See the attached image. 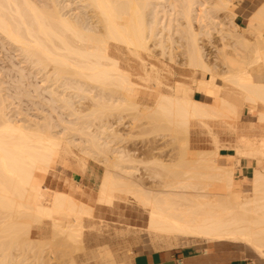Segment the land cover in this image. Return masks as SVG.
I'll list each match as a JSON object with an SVG mask.
<instances>
[{
    "label": "bare ground",
    "instance_id": "bare-ground-1",
    "mask_svg": "<svg viewBox=\"0 0 264 264\" xmlns=\"http://www.w3.org/2000/svg\"><path fill=\"white\" fill-rule=\"evenodd\" d=\"M213 9L233 17L240 42L237 45H241L225 52L228 69L223 74L216 73L207 62L195 26L198 21L202 32L210 34L213 28L222 31L224 21ZM237 15L234 0H48L44 6L33 0H0L2 39L8 40L40 71L51 72L50 67L53 68L49 76L54 75L55 80L44 77L42 81L47 84L36 87L37 91L43 88L48 93L50 106L72 110L74 92L87 91L96 93L106 108L118 101L117 91L121 102L134 107L144 105L146 113L182 131L188 151L183 161L153 156L155 166L167 175L162 179L165 173L150 164L156 171L149 170L153 181L148 184L144 176L137 174V159L130 151L111 148L115 124L106 121L100 130L82 135L84 144L92 145L81 148L84 156H105L101 159L105 168L97 190L86 192V201L80 200L74 195V188L80 187L71 178H67L62 190L46 184L51 171L60 167L59 159L66 157L65 140L49 121L42 125L16 120L0 85V264H23L13 251L41 248L42 241L50 238L46 237L48 224L54 233L65 236V241L82 243L85 220L91 218L95 206L113 205L121 194L132 195L147 208L146 229L156 242L161 240L172 247L182 239L183 243L193 244L229 241L250 248L264 259V133L245 134L238 140V148L250 150L247 155L255 159L250 178L236 176L233 152L198 150L193 155L188 147L195 119L237 117L238 104L223 96L219 78L246 93V101L258 115V123L249 122L250 127L264 124V82L251 71L255 65L264 64V2L245 16V27L234 20ZM176 32L184 33L188 39L190 66L214 75L212 79H200L196 89L214 95L216 105L191 97L188 83L177 81L173 93L159 89L164 83L155 73L156 60L150 79L158 83L155 89L148 85L150 82L142 85L135 81L137 72L123 69L114 56V49L119 48L127 51L131 60L135 49L150 51L151 40H155L154 46H162L170 33ZM111 40L122 44V48ZM135 75L146 78L144 74ZM71 112L75 114L76 110ZM69 122L74 124L76 120ZM67 128L74 129L70 125ZM71 138L68 137L69 142L73 141ZM65 153L69 157L71 149ZM156 177L162 181L158 179L161 182L157 183ZM247 182L252 184L250 191L242 186ZM35 229L42 238L45 235L40 238L42 241L37 239L39 245L32 235ZM96 257L113 258L108 249L100 250Z\"/></svg>",
    "mask_w": 264,
    "mask_h": 264
},
{
    "label": "rangeland",
    "instance_id": "rangeland-1",
    "mask_svg": "<svg viewBox=\"0 0 264 264\" xmlns=\"http://www.w3.org/2000/svg\"><path fill=\"white\" fill-rule=\"evenodd\" d=\"M33 1L41 6H44L48 2V0ZM263 2L264 0H234L238 11V15L234 20L241 26H247L243 11L255 10ZM213 12L219 16V19L224 21L222 31L221 28H213L210 34L202 32L198 21L195 22V26L200 33L199 41L204 49L207 62L216 73L223 74L228 69L224 58L225 52H231L237 48L240 42L237 41L236 30L233 28V17L223 10L218 11L213 9ZM154 41H150V44H152V50L150 51L135 49L131 60L129 59L131 56L128 55L127 51L119 48L114 49L117 51L114 56L119 58L120 65L123 69L133 71L138 69L146 76L145 79L139 75V77H136L135 74L138 73L136 71L137 73L134 74L135 81L142 85L150 82L148 85L155 89L158 88V83L156 80L150 81V79L154 69L152 64L155 65L154 61L156 60L155 73L159 77L160 83H164L162 88L159 86V89H163L167 93H173L175 91L174 88L177 86V81L188 83L190 85L188 94L191 97L196 94L199 100L216 105L218 100L214 95L203 94L196 89V84L200 79H212L214 75H210V77L207 72L203 70L195 71L190 66L191 60L189 59L188 39L186 35L179 32L170 33L168 40L162 46H154ZM111 42L113 44L117 43L114 40H111ZM237 42L239 43L238 45ZM117 44L122 48V44ZM142 61H144L145 72L142 68ZM50 68L51 72H53V68ZM252 68V73L258 79L264 80V64L259 63ZM51 72H43L38 67L33 66L24 58L21 51L17 50L8 40L2 39L0 35V85L2 93L7 99L9 110H12L11 113H13L15 119L19 120L20 123L31 120L34 123L45 125L48 121L51 122L54 125V131L59 133L60 137L62 136L65 140L64 145L66 146L63 145V147H67L68 149L66 150L65 148V151L63 150V155L66 154V157L63 159L64 156H62V161L60 160L61 158L59 159L60 167L51 171L48 175L46 180L48 186L62 190L65 188L67 178H71V181L80 187L74 188L76 189L74 191L77 192L74 195L83 201L87 200L86 192H94L97 190L105 168L104 162H101V159L104 160L105 156L96 154L95 157H85L81 148L87 144H84L82 135L84 132L100 130V125L106 121H111L115 124L111 148H122L123 150L130 151L132 157L137 159L135 162L139 167L137 174L142 177L144 176V179L147 180L146 182L149 181L148 184H152L153 181V178L150 179L149 174H152V172L149 170L156 171V166H158H155L154 161L156 159L154 160V158L161 157L160 159H167V161H172L173 159L183 161L187 159V145L185 134L182 131L170 128L169 126L171 125L169 123L146 113L144 105L134 107L121 102L119 100L120 94L117 91L115 92L117 97L115 99H118V101H113L106 108L99 102V96L95 97L96 93L91 95L87 91L74 92V109L69 110L73 112L76 110L75 114H72L69 110H63L59 106H50L48 93L43 88L37 91L36 87L45 83L42 81L44 77H51L55 80L54 75L52 76L51 74L49 76ZM217 82L222 84L223 93H230L236 100L244 101L245 96L241 89L222 78H219ZM60 84V82H56V85ZM142 90L144 91L143 88ZM139 94L142 96L141 94L143 93L140 92ZM249 108H252L249 104L244 105V111L235 118L226 119L215 116L216 118L195 119L192 124L191 140L188 146L193 152V155H196L198 150H220L222 153L233 151V159L237 169L240 164L238 158L245 151L246 156H250L247 155V152H250V150L247 149V151L240 149L241 147L238 148L239 138L245 134L252 135V133H255L253 134L254 136L260 135L262 132L264 133V126H245L247 119L245 110ZM254 119L257 120V116ZM63 120L67 122L64 123L62 122ZM74 120L77 123L72 124L69 122ZM68 125L73 126L74 129L67 128ZM68 137L70 139L73 137V141L69 142ZM86 147L91 148L92 145L89 144ZM153 147L158 148V150H155ZM70 149L71 155L69 154L68 157L65 152H70ZM80 163L82 165L85 164V167L80 165ZM150 164H153L156 169L152 170L153 166L151 167ZM158 167L159 171H163L160 166ZM163 172L165 173L166 171ZM162 175H164L162 178L164 179L167 173ZM153 176L155 177V175L151 177ZM160 178H157V180ZM157 180H155V183ZM242 186L245 190L250 191L252 184L251 182H247L243 183ZM118 198L113 205L101 204L95 206L93 217H87L85 220L86 227L85 234L83 235L84 241L82 243H77V245L70 241L68 242V239L65 241V236L62 237L61 234L54 233L53 228H51L52 225L48 224V228L46 226V235L48 234L46 237L50 238H46L47 240L44 239L45 235L42 238V234H39L37 229L33 232V237H35L37 244L38 240L42 241L41 239H44L41 248L38 246L27 252H25L26 250H21L22 248L19 250L20 252L15 249L13 253L18 256L17 260L21 258L22 262H24L23 264H73V262L76 264H134L133 258L137 253L152 252L167 248H182L183 246L193 244L183 243L185 239H182L178 242L179 244L176 243V245L168 247L161 240L162 243L160 241H154L146 229L149 220L147 208L139 203L132 195L121 194ZM8 238L4 237L2 239ZM51 238L53 239L51 240ZM194 244L204 245L207 242L203 241ZM102 249H108L113 258L107 260L96 257ZM2 254L3 251L0 250V258L3 257ZM18 254L21 255L19 256Z\"/></svg>",
    "mask_w": 264,
    "mask_h": 264
},
{
    "label": "crops",
    "instance_id": "crops-1",
    "mask_svg": "<svg viewBox=\"0 0 264 264\" xmlns=\"http://www.w3.org/2000/svg\"><path fill=\"white\" fill-rule=\"evenodd\" d=\"M250 11H243L244 16L249 14ZM142 63L143 71L145 72V65ZM142 74L140 70H136ZM144 74V73H143ZM260 80V79H259ZM264 82V80H262ZM245 99L243 102L236 100L230 93H223V96L238 104V114L244 111V105L249 104ZM193 98L198 99L196 94ZM250 105V104H249ZM261 108H264L262 106ZM249 110V111H247ZM245 126H251L249 122L258 123V115L254 108L245 110ZM257 116V120L254 119ZM254 120V121H253ZM257 126H264L260 124ZM263 133V132H262ZM230 152V151H229ZM225 152L224 154H228ZM233 152V151H231ZM241 161L236 169V176L239 178H249L253 175L254 162L252 156H242ZM250 158V159H248ZM33 235V234H32ZM208 252V253H207ZM256 262V263H255ZM134 264H264V259L257 257V255L248 247L229 241L207 242L204 245H186L182 248H167L155 250L152 252L137 253L133 258Z\"/></svg>",
    "mask_w": 264,
    "mask_h": 264
}]
</instances>
